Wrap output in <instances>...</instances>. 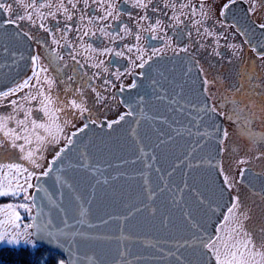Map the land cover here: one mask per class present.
Instances as JSON below:
<instances>
[{
    "label": "snow or ice",
    "instance_id": "snow-or-ice-1",
    "mask_svg": "<svg viewBox=\"0 0 264 264\" xmlns=\"http://www.w3.org/2000/svg\"><path fill=\"white\" fill-rule=\"evenodd\" d=\"M238 2L239 0H228L223 4L219 13L220 27H235L245 37V43L249 44L257 58H264V53L257 51L258 47H264V42L257 41L253 44L248 39L249 31L242 29L238 23H225L231 6ZM205 3L206 0H199V3L196 0H123V3H117V0H0V37L7 34L8 25L14 29L12 40L17 37L33 40L35 37L32 29H37L47 33L56 48L63 49V53L56 48L51 50L48 65H39V57L32 55L31 75L0 91V109H8L6 112L0 111V197H18L22 193L24 201L0 208V212L4 214V219L0 220V264H79L76 253L81 248V242L97 239L77 227L85 223L82 206L79 218L71 216L73 199L78 200L79 197L70 193L66 202L62 203L59 199L53 200L49 195V188H65L59 175L61 169L54 168L56 160L62 163V154L71 150L69 146L75 147L80 143L73 139L77 132H83L89 124L99 126V122L90 119L77 132L66 136L65 147L56 152L53 160L48 162L42 172L37 171L43 168L44 153L48 146L59 143L65 127L72 124L69 115L74 118H82L85 114L91 116L93 107L89 104L90 93L95 97L93 105H104L109 99L104 93L114 88L121 77L131 75L132 83L126 86L121 82L118 94L138 89L135 98L129 97L120 101L128 111L117 120L108 122V127L119 124L126 116L135 118L136 109L156 91L160 83L152 76L153 63L163 60L170 49L173 55L168 58L169 62L188 65L185 76H189L194 69L198 71L199 76L196 79L199 81L203 77L204 94L211 98L213 94L208 93V86L214 81L207 78L205 69L195 57L201 49L207 47L211 48L209 56L215 55L223 59L219 48L225 45L220 44V40H227V37L207 25L212 12L211 7H205ZM243 3L248 5L247 16L264 8V0H243ZM125 5H130L138 12L129 11ZM21 24L26 27L22 29ZM256 27L264 30V23ZM169 29L176 37L175 46L172 44V36L168 35ZM193 30L197 37L195 41L192 40ZM250 31L254 32V29ZM185 37L188 38V43L181 46L180 42ZM208 37L213 39L212 45L203 42ZM125 40L135 42L121 43ZM153 41L162 42V46L153 44ZM226 47L233 50V57L239 59L238 45L228 43ZM193 48L196 49L195 53ZM181 53L184 55L181 56ZM65 54L73 61L70 66L72 74L66 79L63 76H53L49 73V68H54L57 74H61L69 67L62 63ZM109 56L113 57L111 61L105 59ZM0 57H7L15 62V53L2 39ZM119 58L128 61L126 69L121 70ZM228 62L232 63V60L229 59ZM113 66L115 71H110ZM137 68L143 71L136 73ZM87 69L95 71L89 73ZM41 73L45 74L43 78ZM57 79L59 85H63V95L57 91ZM141 80L151 83L141 84ZM235 80L227 90L232 99L228 95H222V104H232L230 113L221 110L222 104L212 106L207 101L197 111L196 118L202 124L215 128V132H205L204 135H215L220 145L228 138L227 130L221 131L213 122L218 115L236 124L240 133L247 136L253 144L264 141V133H257L252 129L253 121L264 124V81L254 73L244 70L235 73ZM97 81L102 83L97 84ZM180 94L176 93V96ZM238 94L247 97V100L242 103L236 99ZM116 95L113 94L111 99L114 100ZM173 99L178 103L175 97ZM180 107L183 108V105ZM12 150L19 154V161L25 163L16 162L14 159L4 162V154L11 156ZM219 151L223 152V148ZM80 155L83 157V152ZM253 159H264V152H258ZM240 163L248 161L241 160ZM211 167L215 169L217 166ZM246 171L247 169L241 168V179L233 183L224 170L220 169L219 175L223 177V184L216 193V207L213 208V201L205 198H200L195 203L196 212L208 219L216 215V208L223 205L226 208V212L222 213L223 222L218 223L213 235H209L207 219L203 223H194L192 211L187 210L184 215L189 230L174 237L169 249L162 252V258H173L168 264H264V226L255 229L246 225L245 222L251 219L253 209L243 204L239 194L231 196L227 204H224L223 199L225 190L231 192L241 183ZM53 179L54 185L46 187ZM185 187L192 192L187 181ZM30 189H35L31 195ZM177 191L183 193L184 189L178 188ZM256 195L264 202V190ZM195 196L202 197L203 194L196 190ZM17 209L28 213L31 223H19L21 213ZM57 219L62 227L57 225ZM70 219H75V223H71ZM25 236L30 240L21 243L20 240ZM16 245L22 246L9 247ZM29 247L31 251L28 250ZM5 252L8 254L7 259ZM157 252H161V249L157 248ZM65 254L67 259L64 258Z\"/></svg>",
    "mask_w": 264,
    "mask_h": 264
},
{
    "label": "water",
    "instance_id": "water-1",
    "mask_svg": "<svg viewBox=\"0 0 264 264\" xmlns=\"http://www.w3.org/2000/svg\"><path fill=\"white\" fill-rule=\"evenodd\" d=\"M13 32V26L8 25L7 34L0 37L15 53L14 63L0 57V91L13 85L30 64V40H12ZM251 33L248 39L253 44L264 42V30L255 28ZM257 51L264 53V47ZM169 57L153 63L152 76L160 83L136 109L135 118L126 116L112 128L93 126L77 132L73 139L80 143L69 146L71 150L62 154L63 162L56 160L54 164V168L61 169L59 175L65 188L51 187L49 195L62 203L70 193L78 196V200L73 199L71 216L79 218L82 206L85 223L77 227L97 237L81 242L76 253L79 264H168L173 258H162V252L169 249L174 237L189 230L184 215L187 210L192 211L194 223L207 219L209 235L223 220V205L210 219L196 212L195 201L200 198L213 201L212 206L216 207V193L223 184L219 175L221 145L215 135H204L215 132V128L196 118L205 101L210 105L203 79L197 81L199 73L195 69L185 76L188 65L169 62ZM149 83L141 80V84ZM137 91L125 92L123 99L135 98ZM213 122L223 131L218 115ZM212 165L217 167L213 169ZM185 181L191 186V193ZM49 185H54V179L46 187ZM178 188L184 192H178ZM196 190L203 196H195ZM231 196L225 190L224 204ZM70 222L75 223V219ZM56 223L63 226L59 219ZM64 258L67 259L66 254Z\"/></svg>",
    "mask_w": 264,
    "mask_h": 264
},
{
    "label": "flooded vegetation",
    "instance_id": "flooded-vegetation-1",
    "mask_svg": "<svg viewBox=\"0 0 264 264\" xmlns=\"http://www.w3.org/2000/svg\"><path fill=\"white\" fill-rule=\"evenodd\" d=\"M199 3V0H196ZM228 0H206L205 7H211V18L207 20V25L210 28H215L217 33H224L227 37V40L221 39L220 44L225 45V47L219 48V51L223 53V59L216 57L215 55L209 56V52L211 48L201 49L199 55L195 58L198 59L206 71L207 78L210 81H214L212 84L208 86V93L213 94L211 98L208 96L210 105L212 106H220L222 104V95H228L231 100V93L227 90L230 86L236 82L235 73L237 71H247L254 73L255 76L259 77L260 80L264 81V58H257L256 53L251 50L249 44L245 43V37L240 34V32L235 27L221 28L220 21L221 17L219 15L220 9L223 4L227 3ZM117 3H123V0H117ZM129 11L133 13H137V9H133L130 5H125ZM248 9V5L243 3V0H239L238 3L233 4L231 6V12L228 16L227 21L225 23L229 25L239 24L242 29L250 31L255 28L256 25L260 23H264V8L258 9L255 13L250 16L246 15ZM123 19H128L127 17H122ZM165 19H167L165 17ZM129 23H132L129 20ZM26 25L21 24V28H25ZM32 34L35 39L30 40L31 45V56L36 55L39 57V65H48L50 62V52L53 48H56L55 45L52 44L51 37L48 36L47 33L41 32L37 29H32ZM168 35L172 36V44L176 45V37L173 35L172 30H168ZM256 35V33L254 34ZM253 35V36H254ZM255 37L254 39H257ZM197 39L195 35V30H193L192 40L195 41ZM135 42L134 40H125L121 43H129ZM207 45L213 44V39L208 37L205 41H203ZM153 44L157 46H162V42L153 41ZM188 43V38L185 37L184 40L180 42V45ZM231 43L233 45H238L239 59L233 57L232 51L229 50L226 45ZM196 47H199L198 45ZM57 51L63 53V49L56 48ZM195 48L192 51L195 53ZM263 53V52H261ZM173 53L169 49L167 50V56H172ZM181 56L184 53L180 54ZM30 56V57H31ZM166 56V57H167ZM135 55L133 54V59ZM146 58V57H145ZM108 61H111L113 57L109 56L105 58ZM231 59L232 63H229L228 60ZM64 64H68L69 67L65 68L63 73L57 74L54 68H49V73L53 76H63L64 79L67 78L68 75H71V61L70 57L65 54V60L62 62ZM118 63L121 65V70H124L128 67V61L123 58L118 59ZM139 63V61H137ZM89 73L95 71V69H87ZM110 71H115V67H111ZM142 69H135L136 73H139ZM32 72V64L30 59V64L28 68L25 70L24 74L21 75L15 82L22 81L31 75ZM45 74L41 73V77L43 78ZM133 77L131 75H125L121 77L120 81H116L115 87L112 88L109 92L104 93V95L108 96L109 99L105 101L104 105H93V101L95 99L94 94H89V104L93 107V111L91 116L85 114L84 117H72L69 115V119L72 120V124L68 125L64 129V133L60 135L59 143L50 144L48 146L47 151L44 153L43 160V168L37 170L42 172L44 168L47 167L48 162L53 160L56 152H58L61 148L65 147L66 144V136H71L73 132H77L79 128L84 126V123L90 119H95L99 122V126L97 124H89L88 127H108V122L115 121L119 118V116L128 111V109L122 104L120 101L123 99V94H118L120 92V83L123 82L124 85H129L132 83ZM203 79V77H202ZM246 80V77H245ZM13 82V84L15 83ZM102 83V81H97V84ZM57 91L63 95V85H59V79H57ZM12 86V85H11ZM9 86V87H11ZM204 86V85H203ZM8 88V87H7ZM7 88L3 89L6 90ZM245 88H247V84L245 83ZM27 91V90H26ZM113 94H117L115 99H111ZM236 99L241 100V102H245L247 97L242 94H238ZM232 109L231 103L222 104V111L225 113H230ZM0 111H8L7 108L0 109ZM222 120L223 130H227L229 136L224 140L223 152H221L220 158V169H223L224 172L228 175L230 182L235 183L237 180H240V169H247L243 181L236 185V187L230 192L231 195L239 194L241 200L244 205L249 206L253 209L251 213V219L246 221V225L249 228L259 229L264 226V202H262L256 193L264 190V159L255 160L253 157L258 152H264V141H258L256 144H253L247 136L240 133L239 128L236 124L228 121L225 117L219 116ZM74 125V126H73ZM253 131L257 133H264V124L260 121H253L252 124ZM13 155L9 156V154H4V162H9V160L14 159L16 162L25 163L23 161H19V154L12 150ZM241 160H246L248 163H240ZM223 179V177H222ZM35 181H33L34 183ZM32 190L30 191V195L32 194ZM255 202V203H254ZM223 222V220L221 221ZM220 222V223H221Z\"/></svg>",
    "mask_w": 264,
    "mask_h": 264
},
{
    "label": "rangeland",
    "instance_id": "rangeland-1",
    "mask_svg": "<svg viewBox=\"0 0 264 264\" xmlns=\"http://www.w3.org/2000/svg\"><path fill=\"white\" fill-rule=\"evenodd\" d=\"M30 191H31V189L29 190V195H30ZM0 198H1V200H0V208H4L8 204H17V203H20V202H24L22 193L18 197H13L12 195H7V196H3V197H0ZM17 211L21 213V221L19 223H21V224L31 223L30 220H27V221L25 220V217L29 218L28 213H26L23 209H17ZM2 219H4V214L2 212H0V220H2ZM16 246H21V245H16Z\"/></svg>",
    "mask_w": 264,
    "mask_h": 264
},
{
    "label": "trees",
    "instance_id": "trees-1",
    "mask_svg": "<svg viewBox=\"0 0 264 264\" xmlns=\"http://www.w3.org/2000/svg\"><path fill=\"white\" fill-rule=\"evenodd\" d=\"M0 200H1V198H0ZM25 217V216H24ZM25 220L27 221V220H30L28 217H25ZM31 221V220H30ZM22 246V245H21ZM21 246H10V247H21ZM29 251H31V248L29 247V249H28ZM45 255H48V253H45ZM4 256H5V258L7 259L8 258V254H7V252H5V254H4Z\"/></svg>",
    "mask_w": 264,
    "mask_h": 264
},
{
    "label": "clouds",
    "instance_id": "clouds-1",
    "mask_svg": "<svg viewBox=\"0 0 264 264\" xmlns=\"http://www.w3.org/2000/svg\"><path fill=\"white\" fill-rule=\"evenodd\" d=\"M29 240H30V238L27 237V236H25L24 238H22V239L20 240V242H21V243H25V242H28Z\"/></svg>",
    "mask_w": 264,
    "mask_h": 264
}]
</instances>
